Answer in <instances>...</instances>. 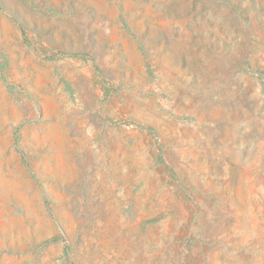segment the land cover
I'll list each match as a JSON object with an SVG mask.
<instances>
[{
    "label": "rangeland",
    "instance_id": "1",
    "mask_svg": "<svg viewBox=\"0 0 264 264\" xmlns=\"http://www.w3.org/2000/svg\"><path fill=\"white\" fill-rule=\"evenodd\" d=\"M0 264H264V0H0Z\"/></svg>",
    "mask_w": 264,
    "mask_h": 264
}]
</instances>
